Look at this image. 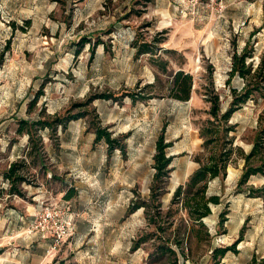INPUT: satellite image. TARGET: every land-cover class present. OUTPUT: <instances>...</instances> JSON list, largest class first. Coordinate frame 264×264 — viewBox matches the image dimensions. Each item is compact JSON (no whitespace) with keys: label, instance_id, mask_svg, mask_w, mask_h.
<instances>
[{"label":"rangeland","instance_id":"obj_1","mask_svg":"<svg viewBox=\"0 0 264 264\" xmlns=\"http://www.w3.org/2000/svg\"><path fill=\"white\" fill-rule=\"evenodd\" d=\"M138 36L156 53L137 55ZM247 42V62L256 68L264 62V0H0V224L13 221L0 226V234L13 235L1 243L42 241L32 225L42 206L56 205L69 206L76 229L44 255L46 264H214L212 248L230 245L220 264L263 258L264 173L240 184L245 161L238 151L226 176L209 183L208 195L220 199L204 220L212 236L193 239L177 262L154 254L164 233L148 225L144 209L129 212L150 196L162 134L173 155L164 208L199 167L207 93L220 94L222 112L229 108L232 88L248 81L229 74L234 52ZM178 70L194 78L187 101L171 91ZM41 112L82 116L55 133L40 129L32 148L18 121ZM261 119L264 94L256 90L229 121L234 145L249 152ZM97 126L112 133L115 149L96 139ZM12 162L26 177L24 195L12 193L4 176ZM68 190L75 193L69 199Z\"/></svg>","mask_w":264,"mask_h":264},{"label":"trees","instance_id":"obj_2","mask_svg":"<svg viewBox=\"0 0 264 264\" xmlns=\"http://www.w3.org/2000/svg\"><path fill=\"white\" fill-rule=\"evenodd\" d=\"M135 47L137 55L156 53V47H154L153 43L141 41L139 36L135 40ZM250 56H252V53L249 51V42L246 43L242 52L235 51L233 54L232 67L229 73L230 78L238 74L248 81L240 90L236 87L232 88V99L226 111L222 112L220 94L214 93L213 89L207 93L208 101L211 102L210 118L201 127V135L204 138V151L196 155L199 167L190 174L184 184H180L176 188L167 208H164L161 197L167 190L172 171L173 155H169L167 151L171 143L165 141L163 134L157 140L154 154L155 172L150 187V196L148 199H142V201L137 202L130 208L129 212L131 213L142 207L148 225L153 226L156 231L164 233L161 235L163 241L156 245L154 250V254L160 257H174L177 262L178 258H180V253L187 256V250H189L193 239L201 240L202 236L208 238L212 236L204 220H207L208 215L212 212L211 203H219L220 199L216 195H208L209 183L216 177L226 176L227 167L236 151L245 161L240 184L247 182L253 174L264 173V159L262 156L264 152V119L260 120L249 152H246L239 145H234V136L230 135V131L234 128V126L229 125L233 113L253 98L256 90L264 94V85L261 83L264 80V62H260L254 68L252 63L247 62V57ZM162 70L166 71V66H163ZM193 86V75L184 70L176 71L170 82L173 96L183 101L190 99ZM129 94L134 100L137 98L136 96L141 97L140 93H137L138 95ZM38 96L29 104L30 110L36 104ZM111 96L108 93H101L98 97L111 98ZM146 97L148 95L143 94L141 98ZM81 116L75 114L60 117L59 115L41 112L35 119H20L18 121V132L19 134L26 133L29 144L34 148L37 142V132L40 129L48 128L52 133H55L59 125L67 128L70 121ZM95 132L96 139L106 140L110 150L117 147L114 144L115 139L112 137V133L106 128L97 126ZM259 157L261 161L256 164L255 159ZM4 176L11 184L12 193L25 194L19 184L26 181V177L19 172L18 162H12L5 170ZM74 194L71 190H68L65 197L69 199ZM223 219L220 221L222 224ZM144 236H146L145 233L142 235V242L144 241ZM234 248L235 245L213 247L211 257L214 264H220L228 251ZM252 264H264V257L259 260L254 258Z\"/></svg>","mask_w":264,"mask_h":264},{"label":"built area","instance_id":"obj_3","mask_svg":"<svg viewBox=\"0 0 264 264\" xmlns=\"http://www.w3.org/2000/svg\"><path fill=\"white\" fill-rule=\"evenodd\" d=\"M69 210V206L63 209L56 205H44L37 216L39 222L32 225V232L34 231L35 235L37 234L42 240H51L47 248L48 255L58 250L64 240L73 233L75 219Z\"/></svg>","mask_w":264,"mask_h":264},{"label":"crops","instance_id":"obj_4","mask_svg":"<svg viewBox=\"0 0 264 264\" xmlns=\"http://www.w3.org/2000/svg\"><path fill=\"white\" fill-rule=\"evenodd\" d=\"M25 192V191H24ZM11 219H14L11 217ZM5 224V225H4ZM13 221H6L0 226L11 227ZM76 229L74 227L73 231ZM10 231V230H8ZM9 233V232H8ZM1 231L0 236V264H46V258L48 256L47 248L50 245L51 240H38L37 242H29L26 245H9V240L13 239V235ZM7 240L6 243H1Z\"/></svg>","mask_w":264,"mask_h":264}]
</instances>
